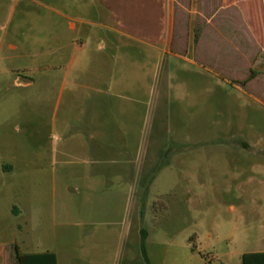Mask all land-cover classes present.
<instances>
[{"label": "rangeland", "instance_id": "obj_1", "mask_svg": "<svg viewBox=\"0 0 264 264\" xmlns=\"http://www.w3.org/2000/svg\"><path fill=\"white\" fill-rule=\"evenodd\" d=\"M37 1L0 0V264H147L142 231L150 264L264 252V106L163 48L99 51L75 0L69 46L45 43ZM107 52L113 94L86 95Z\"/></svg>", "mask_w": 264, "mask_h": 264}, {"label": "crops", "instance_id": "obj_2", "mask_svg": "<svg viewBox=\"0 0 264 264\" xmlns=\"http://www.w3.org/2000/svg\"><path fill=\"white\" fill-rule=\"evenodd\" d=\"M43 1L41 5L47 14L42 17L40 39L64 50L69 45L63 5L59 6L60 0ZM76 1L84 7L76 21L86 26L87 33L95 30L100 34L99 51L107 47L120 51L129 47L143 49L133 59L139 65L146 59L145 49L163 48L165 55L173 58L171 65L193 67L198 74L212 73L264 106V0ZM69 28L76 30L74 23ZM83 40H87V35ZM12 48L15 51L17 46L13 44ZM121 60L124 61L113 52L96 57V63L106 65V72L95 73L89 87L78 83L86 90L85 94L91 97L113 94L108 83L113 86L114 76H109L108 69ZM257 64L260 69L254 71ZM139 76L137 73V79ZM18 85L27 88L33 82L20 78Z\"/></svg>", "mask_w": 264, "mask_h": 264}, {"label": "trees", "instance_id": "obj_3", "mask_svg": "<svg viewBox=\"0 0 264 264\" xmlns=\"http://www.w3.org/2000/svg\"><path fill=\"white\" fill-rule=\"evenodd\" d=\"M260 69L259 64L254 67V71ZM147 232L142 231V242L141 251L143 257L147 264H150L147 250H146V240ZM17 264H58L57 256L54 253H42V254H30L17 256ZM242 264H264V252L260 253H246L242 256Z\"/></svg>", "mask_w": 264, "mask_h": 264}, {"label": "water", "instance_id": "obj_4", "mask_svg": "<svg viewBox=\"0 0 264 264\" xmlns=\"http://www.w3.org/2000/svg\"><path fill=\"white\" fill-rule=\"evenodd\" d=\"M261 63H262V61H261Z\"/></svg>", "mask_w": 264, "mask_h": 264}]
</instances>
